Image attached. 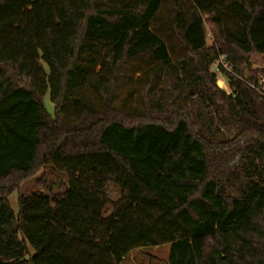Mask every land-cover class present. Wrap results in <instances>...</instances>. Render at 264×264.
Instances as JSON below:
<instances>
[{"label":"trees","instance_id":"trees-1","mask_svg":"<svg viewBox=\"0 0 264 264\" xmlns=\"http://www.w3.org/2000/svg\"><path fill=\"white\" fill-rule=\"evenodd\" d=\"M259 58L264 0H0V264H264Z\"/></svg>","mask_w":264,"mask_h":264},{"label":"rangeland","instance_id":"rangeland-1","mask_svg":"<svg viewBox=\"0 0 264 264\" xmlns=\"http://www.w3.org/2000/svg\"><path fill=\"white\" fill-rule=\"evenodd\" d=\"M253 62L250 65V68L255 71L256 73L264 74V58L253 59ZM260 74V75H261ZM257 75V74H256ZM218 78L220 80H225L224 76L219 75ZM225 86V85H224ZM228 89L227 85L225 86ZM44 107L48 114L54 118L55 117V105L50 101L49 93L44 97ZM49 175L50 179L54 180L56 178L55 174L50 172V170H46ZM41 173L32 179L27 180L24 182L19 192L23 195L29 196L38 191L36 187V180L40 177ZM111 196L114 201L120 198L119 193L114 189L110 188ZM46 192V191H45ZM17 197L18 193H14L10 199V205L12 210L17 213ZM169 246H160V247H152V248H142L130 253L122 264H167L168 257H169Z\"/></svg>","mask_w":264,"mask_h":264},{"label":"built area","instance_id":"built-area-1","mask_svg":"<svg viewBox=\"0 0 264 264\" xmlns=\"http://www.w3.org/2000/svg\"><path fill=\"white\" fill-rule=\"evenodd\" d=\"M223 60H224V59L221 58V59H220V63L223 64V66H224L225 69H229L228 65L225 64V63L223 62ZM262 83L264 84V81H262Z\"/></svg>","mask_w":264,"mask_h":264}]
</instances>
